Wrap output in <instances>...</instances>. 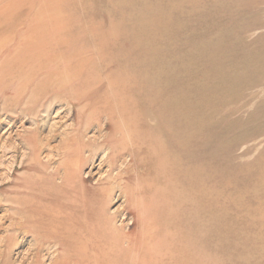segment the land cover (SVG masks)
I'll list each match as a JSON object with an SVG mask.
<instances>
[{
    "label": "rangeland",
    "instance_id": "374dc122",
    "mask_svg": "<svg viewBox=\"0 0 264 264\" xmlns=\"http://www.w3.org/2000/svg\"><path fill=\"white\" fill-rule=\"evenodd\" d=\"M53 8L59 25L51 41L49 34L24 32L35 16L18 20L14 8L4 18L0 10V264L50 262L46 252L42 260L35 254L46 227L39 234L13 231L20 206L7 200L17 196L31 203L28 209L60 210L67 201L53 189L64 186L66 173L85 189L108 187L106 178L122 173L117 184L133 192L149 225L129 231L140 245L136 264H264V0H56ZM114 72L139 82L140 91L128 96L139 106L136 116L178 100L184 107L180 129L188 147L173 151L177 129L166 141L159 130H146L149 142L136 147L130 179L122 163L112 172L104 152L84 147L88 140L100 143V133L90 120L80 140L84 116L71 106L75 99L86 107L103 100L91 93L92 84ZM55 84L68 88L67 96L59 92L47 117L28 113V98ZM82 85L85 95L69 89ZM119 135L114 141L125 138ZM177 159L194 173L199 194L191 177L174 174ZM120 194L113 192L108 213H123ZM184 237L196 238V245L182 247ZM95 248L90 264L102 255Z\"/></svg>",
    "mask_w": 264,
    "mask_h": 264
},
{
    "label": "bare ground",
    "instance_id": "6f19581e",
    "mask_svg": "<svg viewBox=\"0 0 264 264\" xmlns=\"http://www.w3.org/2000/svg\"><path fill=\"white\" fill-rule=\"evenodd\" d=\"M55 2L56 0L3 1L0 2V10H2V17L4 16V18H6L8 12L14 8L19 9L15 12L18 20L23 17L35 16L37 18L36 24L25 26V29H23L24 32L27 34L30 33L31 35H40L43 33H46L47 35L49 34L50 37L48 41H51L58 34L57 27L59 25V21L55 17L57 12L53 8ZM26 7L28 8V11H24ZM67 13L68 12H66V14ZM69 16L70 14L66 15V17ZM64 26V31L65 29L68 30L70 28L68 22ZM99 39L103 40L104 38L100 35ZM130 46L132 48L133 42H131ZM121 65L122 63L118 62V65H115V67L117 68ZM117 71H119L118 68ZM117 73L118 72H114L110 75L107 74L103 80L93 82L91 93L96 94L98 99L101 97L103 100H98L97 102H94V104L91 103L89 107H86L81 106V103L79 101L77 102L75 99V103L72 104V102L69 105L72 104L71 106L78 112V114L84 116V122H80L79 124V126L83 128V131L81 130V132H79L80 136L78 138L80 140L84 138L88 130H90V120L96 122L97 132L100 133L99 140H102L100 143L96 144L93 140H88L87 143L84 144V147L88 146L87 149H90V153L92 154L94 149H98V151H101L102 153L104 152L105 157L107 156V158L102 161L104 164L108 165L112 172L116 170L119 163H122L121 165H124V173L127 174L130 179L133 175L132 171L134 165L138 163V149L136 150V147L149 142L148 137H142L146 130H159L161 132L162 140L165 139L166 141L167 135H170L177 129L178 133H176L177 137L174 140L175 144H170L177 149L175 150L173 147V151L181 152V150H185L188 147V142L182 136L183 131L180 129V127L183 129V123L185 120L183 114L184 107L180 100L174 104L170 102L167 103V100V104L154 113L145 110L143 115L140 114L136 116L135 113L138 111L137 109L139 106L137 104L136 106L131 105L128 96L132 94V92H139L140 84L139 82L134 81L133 74L127 77L126 75H121V78L118 79ZM91 76H93V74L88 75L86 77L87 80H90ZM146 78H148V76H146ZM105 83L110 84L109 88L106 90L107 92L104 90L103 92L97 93L103 88ZM83 86L85 85H82L80 88L71 86L72 88L69 89L72 93L74 90V93L79 91L82 95H85L89 91L86 88H83ZM66 89L68 88H60L58 84H55V86H47L42 89L40 88L39 92L36 95L29 97V101L26 102L27 104L29 103L32 108H30L31 110H28V113L47 117L55 102L61 100L62 96L60 93L64 94V97L65 95L67 96ZM52 91L55 92L53 95ZM50 92H52L51 95L49 94ZM182 95L181 91L176 94L178 99H180V96ZM102 101L107 105L104 104L102 106ZM195 117L196 115L193 120H195ZM102 120L105 121L104 124H102ZM128 120L133 121L128 122ZM151 122L156 123L153 128H151ZM119 133L125 138H130V140L126 142L124 141L125 138L122 137L119 140L118 137V140L114 141V138ZM132 137L137 138V140L131 139ZM128 145L132 148H129ZM79 153L81 154L80 149ZM83 163V160H79L77 165L79 167L85 166L86 164ZM173 168L174 174H177L178 171L179 177L183 180H187L191 177L190 180H188L192 186L191 190H194L195 193L199 194V188L197 187L198 184L196 180L192 179L194 173L191 171L190 167L188 168L187 165H184V163L179 160V162H174ZM148 170L151 171L150 169H147L146 172ZM121 175L122 173H117L115 176H108L106 178L108 187L98 186L96 188L85 189L82 186L83 183L80 179H74L72 174L66 173L64 177V186H60L57 189L52 188L55 192L59 193V196L63 198L64 202L67 201V204H61L59 207L60 210L57 209L55 212L41 208L28 209V205L31 203L24 202L22 198L17 196H15L16 198L7 200V202L16 203L20 206V209L16 214L21 222H14L12 224L13 231L23 232L24 230H30L33 233L39 234L46 227L43 231L44 234L37 238L35 254L39 260H42V258H44L43 253L46 252L51 258L48 264H90L92 260L89 258L88 254L90 249L95 247V249H99L102 253V255H100L101 257L97 258L98 261L96 263L98 264H104V262L106 264H136V259L133 255H135L136 247H139L140 245L137 243L136 239L131 236L129 231L131 229L147 226L148 221L145 217L141 216L138 211L139 207L133 202V192L127 188H120V185L117 184ZM112 182H114L115 185H113ZM117 188L121 191L120 196L125 198V205L121 209L123 212H121L122 214L117 213L113 215L107 212V206L111 203L113 192ZM47 189L48 188L43 190L46 191ZM197 194L192 196L196 208L197 204H199ZM42 198L46 199L44 194L41 196V199ZM142 198V203H144L148 196L145 195ZM174 203L175 202H172V204H170L172 208ZM168 205L169 204H165V206ZM65 212L66 214H64ZM79 213L81 216L76 217L75 215H78ZM163 215L169 214L164 213ZM121 216H123L122 223L117 225V222H119L118 219ZM177 217L178 214L173 213V218ZM183 221L185 222L186 219L184 218ZM158 225H160L159 227L162 230L168 229L167 225L165 226V229L163 224L158 223ZM174 225L175 223H173V226ZM174 228H178V226H175ZM126 230L127 232L125 233L124 231ZM122 231L124 233H122ZM186 238L187 237H184L180 241L178 240L182 247L187 246V243L196 245L194 244L196 238ZM188 240L191 241L187 242ZM10 243L11 240H9V244Z\"/></svg>",
    "mask_w": 264,
    "mask_h": 264
}]
</instances>
